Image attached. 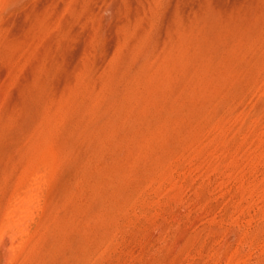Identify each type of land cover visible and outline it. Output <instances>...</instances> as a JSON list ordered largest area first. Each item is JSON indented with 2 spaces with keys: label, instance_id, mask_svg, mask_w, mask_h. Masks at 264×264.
Instances as JSON below:
<instances>
[{
  "label": "rangeland",
  "instance_id": "rangeland-1",
  "mask_svg": "<svg viewBox=\"0 0 264 264\" xmlns=\"http://www.w3.org/2000/svg\"><path fill=\"white\" fill-rule=\"evenodd\" d=\"M0 264H264V0H0Z\"/></svg>",
  "mask_w": 264,
  "mask_h": 264
}]
</instances>
